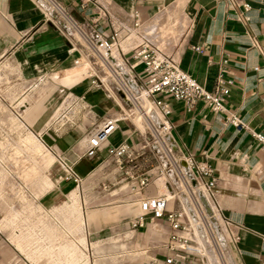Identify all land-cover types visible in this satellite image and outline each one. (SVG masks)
Wrapping results in <instances>:
<instances>
[{"label": "crops", "instance_id": "crops-1", "mask_svg": "<svg viewBox=\"0 0 264 264\" xmlns=\"http://www.w3.org/2000/svg\"><path fill=\"white\" fill-rule=\"evenodd\" d=\"M57 1L87 32L92 30L93 15L104 8L107 15L102 17L100 30L105 36L112 34L113 26L130 25L139 11L143 34L203 87L212 89L220 75L230 81L226 113H215L203 102L188 109L170 95L161 98L171 104L169 121L179 152L214 168L212 203L234 263L264 264V142L258 137L264 136V0H237L238 5L230 0H91L84 7L81 0ZM244 1L250 4L248 9L243 7ZM135 44L134 37L122 42L127 58ZM68 47L32 0H0V264H12V259L23 254L18 248L11 256L2 250L12 247L10 239L18 235L9 223L20 211L12 208L10 186L16 177L17 149H23L19 162L26 169L31 163V135L35 140L29 138V146L40 144L42 152L37 156L41 172L36 185L24 190L31 201L28 264H96L101 259L164 264L162 239L156 235L153 239H128L125 225L138 214L128 221H97L98 216L112 215L115 206L94 208L95 192L85 196L86 203L95 205L88 212L84 239L80 236L81 214L70 219V205H65L64 198L66 183L83 187L108 177L109 185L125 182L131 190L129 177L115 174L120 168L110 146L128 143L135 150L132 157L137 163L147 155L140 151V133L125 120L95 156L86 154L87 136L105 118L117 115L119 108L105 91L86 80L82 68L74 67ZM49 74L55 80L62 78L60 90L56 95H41L45 102L33 105V98L40 93L28 90ZM57 99L62 100L59 107ZM229 112L240 118V126L226 121ZM124 161L125 166L130 165L129 158ZM73 175L81 182L74 181ZM158 192L161 183L153 180L132 193L138 203L143 196ZM177 207L171 201L168 210ZM64 209L68 226L74 227L69 239H65ZM125 212L129 213V208ZM165 223L169 225L166 219ZM103 229L109 231L102 234ZM101 236L108 239H99ZM46 244L60 248L61 255H45L41 249Z\"/></svg>", "mask_w": 264, "mask_h": 264}, {"label": "built area", "instance_id": "built-area-1", "mask_svg": "<svg viewBox=\"0 0 264 264\" xmlns=\"http://www.w3.org/2000/svg\"><path fill=\"white\" fill-rule=\"evenodd\" d=\"M32 1L42 11L45 21L67 40L74 65L87 66L86 80L105 91L119 108L117 115L105 118L87 136L86 154L95 156L124 120L142 137L140 151L147 157L141 163L134 161L135 150L128 143L109 147L120 170L129 177L131 191L140 192L153 180L161 183V192L139 200L140 213L129 221V226L140 229L149 221L165 218L172 229L170 239H197L198 221L208 234L212 232L214 223L220 220L212 203L216 184L214 168L179 152L169 121L172 107L161 95L184 102L188 109L203 102L215 113H226L230 81L220 75L212 89L203 87L172 55L143 34V18L139 11L134 13L130 25L113 26L112 34L105 36L100 30L102 17L107 15L104 8L93 15L92 30L87 32L57 0ZM230 1L238 5L237 0ZM89 2L91 0H81L83 7ZM242 5L245 9L250 7L246 1ZM133 37L136 44L127 58L122 42ZM227 114V122L235 126L242 124L237 115ZM258 137L264 142L263 135ZM124 157L129 158V166H125ZM73 179L81 182L77 175H73ZM171 201L178 207L168 210ZM187 249L198 252L191 247ZM183 260L184 256L177 253L167 257L164 264H181Z\"/></svg>", "mask_w": 264, "mask_h": 264}, {"label": "rangeland", "instance_id": "rangeland-1", "mask_svg": "<svg viewBox=\"0 0 264 264\" xmlns=\"http://www.w3.org/2000/svg\"><path fill=\"white\" fill-rule=\"evenodd\" d=\"M151 39L159 44L153 36L151 37ZM161 47L163 48V46ZM74 67L82 68L83 74L87 69V66L74 65ZM61 81L62 78L55 80L52 79L49 74V76L41 84L34 85L33 88L28 90V93H40L35 97L37 101H35L36 99L33 98V105H39L43 104L42 102H45L41 95H47L53 92L54 95H56L58 93L57 91L60 90L58 89V87H61V85L59 84ZM29 97L32 96L29 95ZM61 102V99H57L56 106L59 107ZM17 121L18 124H21L20 119L17 118ZM29 138L34 140L35 138L32 137V135L31 137L28 136V154H30L31 156V163L28 162V169H26L25 164L19 162V157L24 155L23 149H17L16 155L18 159L15 165H13L16 166V177L14 180H11L12 183L10 186L12 193H14L13 196H10V199L13 200L11 203L12 208L20 209V211L16 212L14 216H12V218L9 220V223L12 226V232H14V234L18 232V235H14L10 239L12 241V247L7 246V248L5 250H2V252L4 254L6 252L7 256H9L10 254L13 255L14 250L18 248L23 253L21 255L22 258L18 257L12 259V264H28V202L31 201H28V194H26L24 190L28 186L34 187L36 185V177L40 175L41 172V166L37 163V156H40V153L42 152V146L40 144H36L34 145V147L29 146L30 143H32V140L30 141ZM115 174H123L126 177V173L121 171L120 169H118ZM6 175L7 178H9L7 173ZM68 181L69 180H66V182ZM109 182L111 181L108 180L107 177L102 180L85 184L83 187H77L75 183L71 182L66 183L65 185V205H70L68 211L70 213L71 221L73 219H76L77 216L81 214L82 223H80V236L82 237V239H84V235L86 234L85 225L87 224L88 212L92 209L91 206H94L95 204L96 205L94 208H96L97 210L102 206H115V212L112 215L108 217L101 215L96 218L97 221L100 222H111L116 220L128 221L130 220L132 215L140 213L137 200L132 193L133 191L129 190V188L125 186V182L110 185L108 184ZM92 192L98 194L97 201L94 202L95 204L92 203L94 205H90L85 201V196L88 193ZM127 208H129L130 210L129 213L125 212ZM49 209L50 211L52 210V208ZM64 211L65 212L63 219L66 225V227L64 228V231L66 232L65 239H69V232H72L74 230V227L68 226L67 220H69V218L67 217L66 209H64ZM50 215L52 214L50 213ZM55 216L56 215H52V218H55ZM196 225L198 226L197 239H170L169 237L172 234V229L168 224L165 223V218L154 220L152 222L149 221L148 226L140 229H132L126 223L125 230L128 232V239H153L154 235H156L159 239H162L161 262H165L166 257L180 253L184 256V260L181 264H235L229 250V245L226 242V239L223 238V233L221 231L219 222L214 223V225L216 226H212V232H210L209 234L200 221L196 222ZM200 229H202V231H199ZM108 231L109 229H103L101 233L104 234ZM137 232L140 233L138 236L136 234ZM99 239L108 238L101 236ZM187 247H191L198 252L191 251L190 249H187ZM42 249L41 251H43L45 255H48L50 253H55L58 257L61 255V249H53L52 245H42ZM137 263L138 262L135 260L126 261L124 259H101L96 261V264Z\"/></svg>", "mask_w": 264, "mask_h": 264}, {"label": "bare ground", "instance_id": "bare-ground-1", "mask_svg": "<svg viewBox=\"0 0 264 264\" xmlns=\"http://www.w3.org/2000/svg\"><path fill=\"white\" fill-rule=\"evenodd\" d=\"M209 207V204H207V208ZM209 209V208H208Z\"/></svg>", "mask_w": 264, "mask_h": 264}]
</instances>
